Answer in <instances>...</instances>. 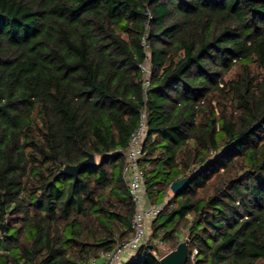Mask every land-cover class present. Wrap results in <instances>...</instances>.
I'll return each instance as SVG.
<instances>
[{
  "label": "trees",
  "instance_id": "1",
  "mask_svg": "<svg viewBox=\"0 0 264 264\" xmlns=\"http://www.w3.org/2000/svg\"><path fill=\"white\" fill-rule=\"evenodd\" d=\"M144 111L148 201L188 183L124 264H161L184 231L188 264H264V0H0V264H86L133 237Z\"/></svg>",
  "mask_w": 264,
  "mask_h": 264
},
{
  "label": "built area",
  "instance_id": "2",
  "mask_svg": "<svg viewBox=\"0 0 264 264\" xmlns=\"http://www.w3.org/2000/svg\"><path fill=\"white\" fill-rule=\"evenodd\" d=\"M142 46L146 51L149 50L146 39L142 40ZM140 68L144 77V89L146 90L150 85L152 72L150 61L146 60ZM146 134L147 116L144 111L141 114L139 126L131 133L129 145L125 153L126 166L124 178L127 181L129 192L135 205V213L132 219L133 237L112 251L101 252L98 257L89 260L86 264H124L126 261L132 259L141 247L149 244L152 234V223L164 209L165 204L171 199L159 205H153L148 201L145 175L140 164ZM195 254L196 251L192 254L191 261L194 260Z\"/></svg>",
  "mask_w": 264,
  "mask_h": 264
},
{
  "label": "water",
  "instance_id": "3",
  "mask_svg": "<svg viewBox=\"0 0 264 264\" xmlns=\"http://www.w3.org/2000/svg\"><path fill=\"white\" fill-rule=\"evenodd\" d=\"M96 164V158L93 154L88 153L87 158L78 163L77 165H68L61 173H66L77 177L80 171L88 166H93ZM188 183V178H183L178 181H175L171 184L170 190L173 195H179L186 184ZM189 258V247L186 241L180 242L177 248L164 257L161 258V264H187Z\"/></svg>",
  "mask_w": 264,
  "mask_h": 264
},
{
  "label": "rangeland",
  "instance_id": "4",
  "mask_svg": "<svg viewBox=\"0 0 264 264\" xmlns=\"http://www.w3.org/2000/svg\"><path fill=\"white\" fill-rule=\"evenodd\" d=\"M151 233H152V227H151ZM179 242H184V241H187V233L184 231L182 232L180 235H179ZM160 247V251L164 254V256L166 254L169 253L170 251V247L167 245V244H161L159 245Z\"/></svg>",
  "mask_w": 264,
  "mask_h": 264
},
{
  "label": "crops",
  "instance_id": "5",
  "mask_svg": "<svg viewBox=\"0 0 264 264\" xmlns=\"http://www.w3.org/2000/svg\"><path fill=\"white\" fill-rule=\"evenodd\" d=\"M173 193L171 192L170 190V193H168L165 197H164V200H163V203L167 202L168 199H170L172 197Z\"/></svg>",
  "mask_w": 264,
  "mask_h": 264
}]
</instances>
